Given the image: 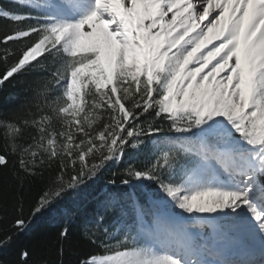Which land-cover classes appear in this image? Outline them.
<instances>
[{"label":"snow or ice","instance_id":"obj_1","mask_svg":"<svg viewBox=\"0 0 264 264\" xmlns=\"http://www.w3.org/2000/svg\"><path fill=\"white\" fill-rule=\"evenodd\" d=\"M41 3L42 0H23L22 6ZM85 3L48 0L59 19L44 17L53 22L29 25L28 30L18 29L0 41L5 45L0 59L4 65L0 85L22 69L33 67L29 61L42 51L54 61L63 60L64 73H53L57 84L67 83L69 71L71 76L65 95L72 103L67 107L53 108L51 115L41 116L39 121L25 120L22 125L0 122L6 141L0 152V167L11 164L17 174H23L21 179L43 176L37 169L45 165L56 163L59 168L41 189L31 209L33 214L86 185L107 162L119 163L125 148H136L142 135L160 133L162 129L154 124L145 128L139 123L151 116L153 120L168 119L170 131L183 136V143L161 157L164 168L172 170L169 178L163 177L160 160L147 167L129 165L122 175L114 173L93 211L107 209L110 202L128 200L131 214L121 209L125 230L119 241H112L113 255L90 254L78 264H198L195 256L186 262L180 256L158 252L141 243L152 237L167 211L166 202L144 181L154 183L187 213H224L214 232L220 240L239 233L243 225L236 210L245 207L264 235V213L252 208L250 199L264 191V0H200L199 5L195 0H91L86 10ZM2 15L17 22L31 18L29 13ZM201 22H205L203 26ZM33 34L35 40L25 43L19 53L7 47L8 42L30 39ZM97 35L99 43L85 44ZM209 44L211 47H207ZM93 85V104L88 105L86 90L90 92ZM78 95L79 105L74 103ZM89 107L109 113L108 123L99 130L92 128ZM64 113L71 118L64 117ZM53 116L65 121L59 132L50 131L44 124ZM178 122L181 126H177ZM24 127H34L39 137H32L26 144L18 143ZM233 134L248 146L250 155L235 152ZM181 161L186 162L182 165L184 173L177 177L176 166ZM210 168L234 174L240 185L235 190H224L186 183L198 180ZM116 185L128 188L109 187ZM139 196L144 197V203ZM57 215L63 219L76 215V210ZM103 223L105 215H97L96 224ZM14 224L18 229L26 227L22 217H17ZM88 232L85 224V237ZM103 233L107 239L93 236L86 242L108 248L111 233L107 228ZM59 237L61 241L70 240V227H63ZM10 242V236L0 240V247ZM195 248L197 243L192 238L186 251ZM20 256L26 264L28 251Z\"/></svg>","mask_w":264,"mask_h":264},{"label":"trees","instance_id":"obj_2","mask_svg":"<svg viewBox=\"0 0 264 264\" xmlns=\"http://www.w3.org/2000/svg\"><path fill=\"white\" fill-rule=\"evenodd\" d=\"M22 4L23 0H0V41L6 35L14 34L18 29L28 30L29 25L51 23V19H44V17L59 16L53 8L49 7L48 0H42V3L35 7L22 6ZM84 7H86V4ZM3 12H8L10 15L29 13L31 18L19 22L12 21L10 18L4 17ZM33 40H35L34 34L30 39L20 38L10 41L7 47L19 53L25 43H31ZM4 48L5 45L0 43V59H2ZM29 64L33 67L22 69L13 78L0 85V122H19L22 125L25 120L29 122L39 121L41 116L51 115L53 108L68 106V99L65 95L66 83L61 81L60 84H57L53 79L54 72L64 73L63 60L54 61L44 51L35 60L29 61ZM3 70L4 65L0 64V72ZM69 73L70 71L67 73L66 80H68ZM95 91L93 88L90 92L86 90L88 105L93 104ZM96 99L98 100L99 97H96ZM87 111L92 128L99 130L102 124L108 123L109 113L100 109L94 110L91 107L87 108ZM151 111L150 108L149 112ZM62 115L71 118L67 113ZM79 115L81 118L84 117V113H79ZM139 123L143 124L145 128L149 124H154L160 127L162 131L153 136L142 135L141 143L136 148L131 145L125 148L119 163L115 161L107 162L103 170L94 179L88 180L86 185L67 192L63 198L55 201L40 213L33 214L32 206L48 179L58 174L57 164L52 163L50 166L45 165L42 169L38 168L37 172L42 171L43 176L37 174L35 177L29 176L23 179H21L23 174H17L11 164L8 167H0V240L11 237L9 244L0 247V264H23L20 254L25 250L29 253L26 264H78L79 260L88 257L90 254L97 256L114 254L112 241H119L125 230L121 222L123 220L121 209H126L131 214L130 202L126 199H120L115 203L110 202L107 209L100 207L94 212L93 210L96 208L95 201L105 195V185L113 177V174L122 175L123 169L129 165L137 168L147 167L149 164L160 160L162 175L167 180L172 170L164 168L161 157L164 152L183 143L181 134L170 131V121L168 119L156 118L153 120L151 116H146ZM44 124L50 131L59 132L65 126V121L53 116L51 122L46 120ZM85 127H87V124H85ZM233 135L235 143L239 137ZM32 137H39L36 129L34 127H24L22 138L18 143L26 144L31 141ZM5 143L4 129L0 127V152H3ZM97 144H99V141H97ZM241 150L244 149L241 148ZM89 161H91L90 157ZM185 163L181 161V165L176 166L175 175L177 177L184 173L182 165ZM68 174H71L70 169ZM209 175H211L210 177L216 176V171L210 168ZM143 183L155 193L159 190L152 182L144 181ZM109 187L128 188L125 185ZM138 199L141 203L145 202L143 196H139ZM21 207L23 209L22 213ZM72 209L76 210V215L67 216L63 219L57 215ZM97 215H105V223L97 225ZM17 217H22L26 222V227L18 229L15 226L14 221ZM172 222L179 223L166 211L161 216V222L153 229L152 237L142 239L141 243L149 242L152 244L154 240L161 238L162 227H170ZM85 224L89 228L87 237L84 234ZM66 226L70 227L71 239L61 241L59 231ZM104 228H107L111 233L108 248L103 245L94 247L86 242L87 238L93 236L107 239L103 233ZM190 232L193 233V230L183 232L182 236L190 245L192 238H194L197 243L196 249L204 245L209 237L206 230L200 236Z\"/></svg>","mask_w":264,"mask_h":264},{"label":"rangeland","instance_id":"obj_3","mask_svg":"<svg viewBox=\"0 0 264 264\" xmlns=\"http://www.w3.org/2000/svg\"><path fill=\"white\" fill-rule=\"evenodd\" d=\"M85 10L90 7L91 5V0H85ZM169 14V18H170ZM56 19H59V16H55ZM75 19V18H73ZM53 22V20L51 19V23ZM100 42V37L99 35H97L96 37L91 38L90 40H86L85 44H96ZM213 43H215V41H213ZM207 47H211V44L207 45ZM202 51H206V49H202ZM44 51H42L41 53H39L38 55H41ZM37 55V56H38ZM191 67V66H190ZM224 75V74H221ZM130 79V77H129ZM71 83V76L69 73L68 76V80L67 83L65 84V90L68 86V84ZM91 88H93L95 90V86H91ZM103 91V90H102ZM67 98V96H66ZM80 99H79V95L77 96L76 100H75V104L79 105L80 104ZM72 103L70 101H68V104ZM178 126L180 125V122H178ZM234 150L236 153H243L246 156L250 155V150L248 149V146L239 138L236 139L235 143H234ZM241 148H243L244 150H241ZM213 170L216 171V176L210 177L211 175H209V170L208 169L206 172H204L200 178L198 180H192V181H187L186 183H188L189 185H191L192 187H217V188H221L224 190H234L233 188L238 187L240 185V180L238 177H236L234 174L233 175H229L224 173L222 170L218 169V168H212ZM208 176V177H207ZM229 187L228 189L226 188ZM156 194H158L157 196L162 198L165 202H166V206H167V213L174 219L178 220L179 223H175L172 222V224H170V227H162V241L159 242H154L151 246V244L149 242L147 243H142L145 244L149 247H154L156 245H158L159 247L156 248L157 250H161L163 249L164 245H169L170 242H173L174 240H179L178 237H183L182 234L183 232H185L188 228L193 230L195 228L199 227V233L198 236H200V233H203V227H207L205 226V224H203V221L198 222L195 221L194 219V215L198 214L201 215L203 218L204 217H210L213 218L216 221H218L219 219H223L224 218V213L222 212H217V213H204V214H200V213H187L186 211L181 210L180 208L176 207L175 204L173 202H171L165 195L164 193L160 192L159 190L156 192ZM264 200V191H262L260 194L255 195V198L253 201H251V207H255V206H260L263 204ZM227 211V210H226ZM249 213V209L247 210ZM259 213H264V207L260 208ZM240 219V218H239ZM210 226V224H207ZM191 233V232H190ZM209 233H210V241H207V243H205V245H203L202 247L198 248L196 251L192 250L191 252H187V256L188 259L185 260L186 262L191 258V256H195L197 258L198 264L200 261L205 260L207 262V264H211L214 261L215 264V260H217L219 257L217 255H215V245H216V241H218L217 237L214 236V232H213V228L212 226L209 228ZM191 234H197V233H191ZM230 238H235V234L232 235ZM229 240V239H227ZM187 246V245H186ZM190 248V246L188 245L186 247ZM181 258H184L183 255H179Z\"/></svg>","mask_w":264,"mask_h":264},{"label":"bare ground","instance_id":"obj_4","mask_svg":"<svg viewBox=\"0 0 264 264\" xmlns=\"http://www.w3.org/2000/svg\"><path fill=\"white\" fill-rule=\"evenodd\" d=\"M197 5H199L200 0H195ZM215 13H213L214 15ZM211 18V17H209ZM205 22H201L203 26ZM228 189L229 187L226 186ZM237 188V187H236ZM233 188L234 190L236 189ZM255 196H250L251 201H253ZM264 205L252 207L260 212V208H263ZM249 208H238L236 211L239 213L240 221L242 222V228L239 233L235 234V238H229V240H220L216 241V252L219 258L215 260V264H225V261L233 262L235 264H253L256 263L255 259L260 255H264V235L258 229L257 222L255 221L252 212L247 211ZM230 211V210H227ZM235 213L232 214L235 217ZM203 224H210L212 226L213 232L216 231L217 221L213 218L204 217ZM209 226V225H208ZM163 252L169 251L168 247ZM222 256V258L220 257ZM220 259V260H219ZM263 259V258H261ZM230 263V264H233ZM214 264V262L212 263Z\"/></svg>","mask_w":264,"mask_h":264},{"label":"water","instance_id":"obj_5","mask_svg":"<svg viewBox=\"0 0 264 264\" xmlns=\"http://www.w3.org/2000/svg\"><path fill=\"white\" fill-rule=\"evenodd\" d=\"M194 219H195L196 221H202V220H203V217H202L201 215L195 214V215H194Z\"/></svg>","mask_w":264,"mask_h":264}]
</instances>
